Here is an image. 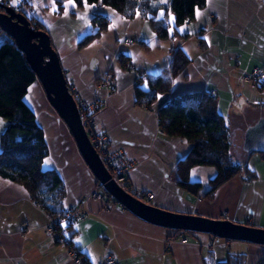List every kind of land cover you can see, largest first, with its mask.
<instances>
[{"label":"crops","instance_id":"obj_1","mask_svg":"<svg viewBox=\"0 0 264 264\" xmlns=\"http://www.w3.org/2000/svg\"><path fill=\"white\" fill-rule=\"evenodd\" d=\"M23 1L26 16L39 21L49 34L67 83L76 95L90 103L103 102L93 117L94 129L105 130L112 145L133 160L128 182L136 190L153 194L149 204L168 212L264 229V156L243 149L245 130L264 117V90L243 83L247 72L264 64V0H206L199 8V18L196 9L189 22L179 25L175 33L169 31L165 39L159 38L148 20L139 15L127 18L100 3L78 8L75 3L69 4L70 12L62 15L64 5L58 11L59 18L68 17L61 29L67 33L63 41L59 28L54 39L49 32L57 14L47 15L43 9L46 0ZM96 12L108 19L107 28L77 49L81 37L97 30L90 21ZM180 28L186 30L181 32ZM3 39L0 32V42ZM177 49L190 62L172 76L170 62ZM120 54L130 58L126 69L116 63ZM110 68L114 70L111 89L99 85ZM140 74L151 80L162 77L164 81L158 82V87L169 89L159 91L149 106L135 104L136 86L148 87V79L139 81ZM199 90L216 99L228 128L232 162L253 175L242 171L220 185L212 197L206 191L208 181L216 175L214 166L188 169V179L202 184L196 192L177 184V163L188 154L192 143L165 135L157 117L158 109L169 98ZM23 100L43 130L48 157L42 166L54 169L63 182L62 209L80 205L85 212L71 236L87 264L100 262L108 253H113L119 264H217L229 255L241 256L245 264H262L264 245L184 230L181 233L188 240L183 243L177 239L181 233L176 230L180 229L147 221L121 204L103 208V200L92 194L98 181L38 80L29 85ZM0 121L1 133L8 122ZM47 223L45 210L27 189L0 176V264H71L66 249L51 241Z\"/></svg>","mask_w":264,"mask_h":264},{"label":"trees","instance_id":"obj_2","mask_svg":"<svg viewBox=\"0 0 264 264\" xmlns=\"http://www.w3.org/2000/svg\"><path fill=\"white\" fill-rule=\"evenodd\" d=\"M6 0H3L5 3ZM58 11L64 8L66 0H54ZM25 3V1H23ZM8 5L14 7L9 1ZM77 7L85 5L84 0H74ZM100 3L110 7L127 18L139 15L148 20L156 35L165 39L169 31L174 33L186 19L194 16L196 9L203 8L206 0H87V4ZM161 13L163 16L160 19ZM169 13L175 17L170 21ZM37 30H45L34 18H29ZM91 24L97 28L77 42V49L89 44L109 23L101 13H93ZM4 39L0 42V117L8 123L0 133V176L23 185L31 198L45 212L62 214L61 201L65 193L63 182L54 169L43 168V161L48 157V148L44 140L43 130L35 120L33 110L24 102L29 85L36 81V74L28 64L23 51L14 40L0 30ZM200 45L204 46L202 40ZM130 58L120 54L116 63L121 68L129 67ZM190 62L187 55L177 49L171 58L170 72L172 76L180 73ZM114 76V70L109 69ZM140 77L139 81L148 79ZM161 80V81H160ZM140 81V82H141ZM162 77L148 79V87L142 85L135 88V104L149 106L157 97V93L169 90L158 87ZM264 90V80L257 86ZM159 125L167 136H178L192 143L188 154L177 163L179 178L177 184L188 191L196 192L202 186L200 182H191L187 171L195 165H211L216 168V175L208 181L206 195L212 197L215 190L235 175L248 169L232 162L229 154V134L223 116L217 110L215 97L205 90L183 91L169 98L157 111ZM213 126L208 128V126ZM264 156V152H259ZM184 232L176 230V233ZM176 234V235H177ZM264 264V253L262 255ZM217 264H245L241 256L229 255Z\"/></svg>","mask_w":264,"mask_h":264},{"label":"water","instance_id":"obj_3","mask_svg":"<svg viewBox=\"0 0 264 264\" xmlns=\"http://www.w3.org/2000/svg\"><path fill=\"white\" fill-rule=\"evenodd\" d=\"M0 29L11 37L23 51L31 69L40 82L47 101L69 128L76 146L104 190L115 201L137 216L173 229L210 233L214 237L246 241L264 245V229L237 224L229 220H213L195 215L178 214L161 210L140 201L120 188L100 161L84 125L73 95L69 91L57 51L45 30L33 29L29 18L11 6L0 2ZM243 149L264 152V117L248 126L244 133Z\"/></svg>","mask_w":264,"mask_h":264},{"label":"built area","instance_id":"obj_4","mask_svg":"<svg viewBox=\"0 0 264 264\" xmlns=\"http://www.w3.org/2000/svg\"><path fill=\"white\" fill-rule=\"evenodd\" d=\"M19 8L24 13L26 6L21 0L18 4V9ZM189 21L190 18L186 19L184 23ZM124 42L130 43L131 40L124 39ZM140 75L145 77V74ZM243 79L252 87L260 85V83L264 80V64L254 66L243 76ZM99 85L101 87H108L111 89L114 86V76L112 73L106 72L103 74L100 78ZM68 87L70 93L75 99L85 131L100 161L108 171L110 179L136 199L149 203L153 198V194L147 191L136 190L128 182V173L133 166V160H131L121 149L112 145L111 139L105 130L94 129L93 117L101 108L103 102L102 104L87 102L78 97L75 90L69 84ZM92 194L103 200V208L105 209H109L112 206L119 204L104 190L102 184L99 182L97 184V188ZM200 199V197L197 198V200ZM84 213L85 212L80 205L63 208L62 214L59 215L46 212L48 217L46 230L49 237L53 243L63 246L66 249V254L71 264H87V258L74 246L71 236V230L80 222ZM177 239L180 242L185 243L188 240V236L181 233L177 236ZM96 264H119V262L113 253H108L100 262Z\"/></svg>","mask_w":264,"mask_h":264},{"label":"rangeland","instance_id":"obj_5","mask_svg":"<svg viewBox=\"0 0 264 264\" xmlns=\"http://www.w3.org/2000/svg\"><path fill=\"white\" fill-rule=\"evenodd\" d=\"M0 1L3 2V0H0ZM7 1H10V3L13 4V0H6L5 3L3 2V4L9 6L8 3H7ZM19 1H20V0H17V2L15 3V5L13 4L14 7H18ZM21 1H23V0H21ZM161 1H164V0H161ZM2 2H1V3H2ZM66 2H67V0L65 1V4H64V5H65V6L67 5V9H66V11H64V13H62V15H65L66 12L68 13V12H70V10H71V9L68 7L69 3H68V2L66 3ZM44 4H46V5L43 7V9H44V11L47 13L48 16L53 17L54 13L57 14V16L53 18V20H57V21L55 22L54 25H52V26L49 28V32H51V35H52V37H53V39H54V37H55V35H56V31H57V29L59 28V30H60V39H61V41H63V40L65 39L67 33H64L63 30H61V29H63L64 24H66V23L68 22V19H67L68 17H65V18H59V14H60V13L58 12L57 4L54 3L52 0H46V1L44 2ZM92 6L94 7L95 5L93 4ZM12 8H13V7H12ZM77 8H78V7H77ZM0 9H1V8H0ZM88 9L90 10V7H89ZM14 10H15V11H20V12H22V11L20 10V8H19V9L14 8ZM24 13L26 14L25 9H24ZM70 15H71V14H69V15H67V16H70ZM28 16H30V15H28ZM31 17H32V16H31ZM28 18H29V17H28ZM71 20H72V19L70 18V21H71ZM29 21H30V20H29ZM31 26H32L33 29H35V27H34L32 24H31ZM68 29H70V25H69ZM54 41H55V40H54ZM56 43H57V42H56ZM243 83L246 84L245 81H243ZM0 120H3L4 122L7 121L6 119H4V118H2V117H0ZM7 122H8V121H7Z\"/></svg>","mask_w":264,"mask_h":264},{"label":"snow or ice","instance_id":"obj_6","mask_svg":"<svg viewBox=\"0 0 264 264\" xmlns=\"http://www.w3.org/2000/svg\"><path fill=\"white\" fill-rule=\"evenodd\" d=\"M16 2H17V0H13V4H14V5H15ZM84 2H85V4H86V6H87V0H84ZM164 2H167V0H164ZM68 3L74 5V0H68ZM65 7H66V9H67V5H66ZM66 14H67V12H66ZM201 15H202V13L200 12L199 9H197V10H196V16H197V18H199ZM162 16H163V13H161V16H160V17H156V18H157V19H160ZM169 16H170V21L174 23V21H175V17L172 16L171 13H169ZM185 30H186L185 28H180V29H179V31H181V32H184ZM170 32H171V30H170ZM205 39H207V37H205ZM0 123H2V121H0ZM45 163L47 164L48 161H45Z\"/></svg>","mask_w":264,"mask_h":264},{"label":"flooded vegetation","instance_id":"obj_7","mask_svg":"<svg viewBox=\"0 0 264 264\" xmlns=\"http://www.w3.org/2000/svg\"><path fill=\"white\" fill-rule=\"evenodd\" d=\"M0 2H2V1H0ZM3 3V2H2ZM17 9H18V7H17ZM0 10H2V9H0Z\"/></svg>","mask_w":264,"mask_h":264},{"label":"clouds","instance_id":"obj_8","mask_svg":"<svg viewBox=\"0 0 264 264\" xmlns=\"http://www.w3.org/2000/svg\"><path fill=\"white\" fill-rule=\"evenodd\" d=\"M26 15V14H25Z\"/></svg>","mask_w":264,"mask_h":264}]
</instances>
